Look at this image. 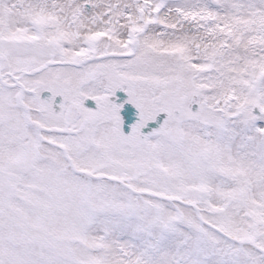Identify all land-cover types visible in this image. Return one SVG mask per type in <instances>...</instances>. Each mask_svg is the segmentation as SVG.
<instances>
[{
	"label": "snow or ice",
	"instance_id": "6c2138e0",
	"mask_svg": "<svg viewBox=\"0 0 264 264\" xmlns=\"http://www.w3.org/2000/svg\"><path fill=\"white\" fill-rule=\"evenodd\" d=\"M0 264H264V0H0Z\"/></svg>",
	"mask_w": 264,
	"mask_h": 264
}]
</instances>
